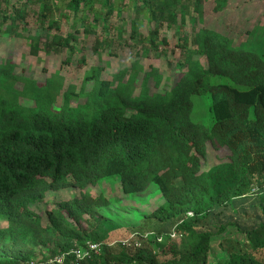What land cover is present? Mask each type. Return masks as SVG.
Returning a JSON list of instances; mask_svg holds the SVG:
<instances>
[{
    "label": "trees",
    "instance_id": "trees-1",
    "mask_svg": "<svg viewBox=\"0 0 264 264\" xmlns=\"http://www.w3.org/2000/svg\"><path fill=\"white\" fill-rule=\"evenodd\" d=\"M260 1L0 0L3 33L56 66L33 74L12 54L0 59V264H206L212 237L234 225L225 213L237 215L253 185L263 220L237 224L243 250L230 243L220 264H262L253 258L264 251V6L248 21ZM207 3L215 17L247 10L241 44L216 27L229 19L207 27ZM161 59L165 71L151 62ZM192 96L209 97V127L192 120ZM207 144L226 158L202 172ZM108 177L124 195L157 186L164 204L148 217L171 223L184 248L168 236L164 247L111 248L115 231L97 211L108 201L87 192ZM68 188L78 196L42 224L30 206ZM86 242L99 252L77 260Z\"/></svg>",
    "mask_w": 264,
    "mask_h": 264
},
{
    "label": "rangeland",
    "instance_id": "rangeland-1",
    "mask_svg": "<svg viewBox=\"0 0 264 264\" xmlns=\"http://www.w3.org/2000/svg\"><path fill=\"white\" fill-rule=\"evenodd\" d=\"M11 1L12 0H10V2ZM236 4H238V1L236 2ZM210 5L211 3H207L203 8V18H205L206 24H208L207 27H212L211 21H213V19H229L230 23L223 24L222 21V23L217 24L216 27L221 31V33L224 34V36L232 40L234 46H238L239 44H241L244 40V31L249 27L246 20L247 10H244V16L243 10L238 9L236 13L235 10H228L224 12V15L215 17L212 13H210ZM263 6L264 0L260 1L258 4H252L251 8L248 10V14L251 15V18L248 20L249 25L255 23V21L259 18ZM112 22L114 23V21ZM217 23L219 22L217 21ZM36 26L37 23L32 20L30 28L23 33V36L28 34L30 30L31 33L34 32L33 30L37 28ZM3 31L4 27H1L0 59H3L7 54H12V57L15 59L16 63H18L19 66L25 68L29 66L28 70L30 72H33V70H38L41 67L47 68L49 70L48 73H50L52 69H55L56 66L53 65V62L51 60L44 59L40 62V59L35 60L29 57L28 49L26 48L25 42L21 40V38H10L6 36ZM151 62L165 71L166 66L164 60L161 59L158 62ZM51 65H53L52 69H49ZM191 100L193 104L191 114L192 120L195 122H199L206 127H209V97L192 96ZM206 150L207 156L205 160L202 161L201 165L202 172L209 171L218 163L223 162L226 158V153L224 152V150L214 151L209 144H207ZM262 187L264 188V182L262 183ZM260 191H262V189L257 187L256 185L251 186V188L248 189L245 198L243 199L245 200L244 206L243 201H237L241 202L236 209L237 215H235L231 210H228L225 213V216L230 217L234 225H226V229L221 234L212 237L210 243V252L206 264H220L222 262H225V260L229 256V244L232 242L233 243L231 244V246H233V250H238L239 248L243 250V247L241 246L245 241L243 235L237 232V224L239 223L243 224V227H249L255 223L254 222L252 224L253 220L256 217L263 220L260 209L256 207ZM87 192L92 196L102 195L108 201L107 206L101 207L97 211L98 215L102 216V218L108 224H110L111 227L107 229L108 232L115 231L114 233L111 232L112 234L110 235L112 241L109 246H111V248H115L116 244L119 243L124 244L126 247L133 246L139 248L141 246L142 248L143 244L140 245L141 242H145L151 239L155 240L157 244L161 245L160 247H164L166 243L163 240V237L165 236H168V242L176 245L179 249L184 248V242L180 240L179 237H177L176 235L171 236V233L168 234V232L170 231L171 223L165 225L164 223H160L148 217L155 209L164 204V198L158 190L157 186H155L154 184H150L148 189L141 194L124 195L121 191L118 178L108 177L101 179L96 186L89 187L87 189ZM78 194L79 191L74 188H68L55 192L48 191L45 194L43 202L31 205L30 208L32 209V211L38 214L41 219H43L42 224H46L44 216L47 211L56 208L58 202L69 200L78 196ZM190 215V213H187V216ZM220 222L223 225L226 224V222ZM206 223L208 224V227L214 229H216L215 225H220L219 222H216L213 219L207 220ZM160 233L162 234L160 235ZM121 239L124 241L119 242V240ZM235 242L240 243L241 245H235ZM225 246L228 247L226 248ZM245 252L251 255V252H249L248 250H245ZM258 254V256L255 255V258H253V260L256 263L260 261L262 264H264V251L262 250Z\"/></svg>",
    "mask_w": 264,
    "mask_h": 264
},
{
    "label": "built area",
    "instance_id": "built-area-1",
    "mask_svg": "<svg viewBox=\"0 0 264 264\" xmlns=\"http://www.w3.org/2000/svg\"><path fill=\"white\" fill-rule=\"evenodd\" d=\"M171 236H175L173 233H171ZM127 245V244H126ZM100 245L97 244H92L90 242H86V249L81 250V249H76L73 251V254L75 255L77 260H83L84 258H88L90 254H97L99 252ZM54 261L56 263L61 262V258H56ZM33 264V263H30Z\"/></svg>",
    "mask_w": 264,
    "mask_h": 264
}]
</instances>
